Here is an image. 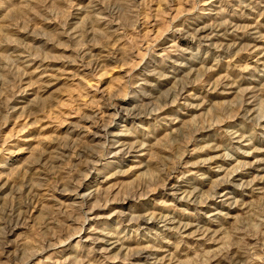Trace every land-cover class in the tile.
Masks as SVG:
<instances>
[{
  "label": "rangeland",
  "instance_id": "1",
  "mask_svg": "<svg viewBox=\"0 0 264 264\" xmlns=\"http://www.w3.org/2000/svg\"><path fill=\"white\" fill-rule=\"evenodd\" d=\"M0 264H264V0H0Z\"/></svg>",
  "mask_w": 264,
  "mask_h": 264
}]
</instances>
